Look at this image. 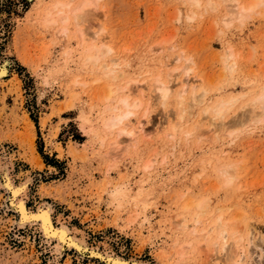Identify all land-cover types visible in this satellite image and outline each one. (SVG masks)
<instances>
[{
    "label": "rangeland",
    "instance_id": "374dc122",
    "mask_svg": "<svg viewBox=\"0 0 264 264\" xmlns=\"http://www.w3.org/2000/svg\"><path fill=\"white\" fill-rule=\"evenodd\" d=\"M52 1L0 0V61L8 70L0 78V161L14 181L30 177L24 193L28 209L45 201L54 224L64 222L88 246L60 254L55 242L43 241L37 225L18 227L9 193L0 185V264H111L90 254L94 247L142 264H231L240 252L235 245L245 249L240 264H264V120L255 116L264 112L255 100L264 88V3L241 23L223 21L239 10L229 0H212L215 8L201 0L195 14L188 0H97L84 19L71 22V34L61 36L56 25L44 26L42 17L34 16V8L41 11ZM90 43L112 46L106 60L118 59L116 83L106 77L96 81L106 70L81 66ZM229 53L233 71L224 66ZM185 71L202 102L191 108L186 93L185 119L179 120L174 95L186 81ZM158 75L176 79L169 82L172 92L164 104L150 106ZM111 84L121 89L110 104L103 97ZM122 97L142 103L128 121L140 118L147 134L131 143L121 135L115 147L111 142L120 138L113 133L100 139L80 128L83 111L96 120L101 106L111 108ZM230 97H238L233 107L213 118L210 107ZM170 122L181 129L175 138L165 134ZM52 160L57 164L48 163ZM232 163L239 169L226 184L228 174L225 178L220 169ZM114 187L127 197L112 201ZM204 198L201 223L194 227L190 220L197 210L182 208ZM221 213L225 238L216 236L215 226L207 239L194 234L215 225ZM223 244L234 249L230 263Z\"/></svg>",
    "mask_w": 264,
    "mask_h": 264
},
{
    "label": "bare ground",
    "instance_id": "6f19581e",
    "mask_svg": "<svg viewBox=\"0 0 264 264\" xmlns=\"http://www.w3.org/2000/svg\"><path fill=\"white\" fill-rule=\"evenodd\" d=\"M188 1H190V4H189L190 6L195 7L193 9V14H195V9L197 7H200L201 6V0H188ZM96 2H97V0H53L48 5L44 6L41 11H37L38 6H37V8H34L35 9V15L34 16H37L38 15V16H40L39 18L42 17L40 19V21H41V23L44 26L56 25L57 26V29H56V34L57 35L67 36L68 34H71V33H69L71 22L73 20L77 21L76 19H78V20L80 18L82 19L83 16L88 11H91L92 10V8L90 10V8H88V7L89 6L94 7L93 4L94 5L97 4ZM227 3L228 4L230 3L231 7L235 8V9H237V7H239L238 8L239 10L238 11L236 10V12H234L232 10H231L232 12L229 11L234 17H230V16H229L230 18L229 17L228 18L223 17L224 18L223 21L228 22L229 19L232 20V18H236V19H238L239 22L242 23V21L245 18L249 17L250 14L253 11H255L256 9H258V7H260L264 3V0H248L245 4L244 3H240V0H229ZM207 4L210 7H212V6L214 7L216 5V4L213 5L214 2H212V0H208L207 1ZM87 8L89 10H87ZM89 17L90 16H88V18ZM91 19H92V17H91ZM101 30H103V29L101 28V29L96 30L95 32H93L92 35L97 36L98 34L101 33ZM76 31H75V33H76ZM82 31H81V29L79 30V35L81 36V38H80V36H78L81 39L80 40L81 41L80 42L81 45H83L82 43L84 42V36H83ZM86 31H87V28H86ZM68 52H70V51L68 50ZM111 52H112V46H110V45H107V44H98V45H96L94 43H90L89 46L86 47L85 50H84V52L82 53V59H83L82 61L83 62H82V65L81 66H83L84 68L86 66H88V67L90 66L91 69L92 68H96L95 70H97V69L98 70H100V69L101 70L102 69L103 70H106V72L103 73L102 76H99L100 78H97L96 81H99L100 79H102V77H106L109 80L108 83H110V82H115L116 83V79L120 76L119 72H117V69H116V67L119 66V64L117 63V60L118 59L116 57L115 58H112V59H110L111 62L109 60H106V57ZM231 55H232V53H229L224 58L225 59L224 62L226 64V65L224 64V66L227 67V69L224 67L225 70L233 71V68H234V65H235V61L234 60H230L231 57H232ZM78 57H80V56H78ZM107 61H109V63H111V64L107 63ZM78 63H81V61L80 62L78 61ZM183 66L181 65L182 68H183ZM179 70H181V69H179ZM183 70L184 69H182V71ZM185 72H186L185 73L186 74L185 75L186 76V79H185L184 76L183 77H184V80H186V81H183L182 82V85L179 86L180 88L176 90V94L174 95V98H175L176 103H177V109L176 110H177V113H179V118H180L179 120H181V119L184 120L185 119L184 118V113H186L185 103H187V102L189 103V101L186 102V96H185L186 93H188V92L190 93L188 95V97L190 96L191 99H192V101L190 100L192 102L191 105L189 104V106L191 108H195L196 107L195 105H197L198 102H200V103L202 102L200 100V98H198V96L194 94L195 93V85L192 83V81H190V79L187 78V75L189 74L188 71H185ZM7 73H8V70H7L6 63L5 62L4 63H1V61H0V78L2 76H5ZM168 75L170 76V74H168ZM182 75H184L183 72H182ZM96 77H98V76H96ZM163 78L160 75H158L156 78H154L153 84H151L153 86V89L151 90V93L154 90V92L156 94H155L154 97L149 96V98L147 100V105H150L152 102L155 103V101H157V102L160 101L159 103L164 104V102L167 100L168 96L172 92V88H171V85L169 84V82H172V80L174 81V79H176V78H174L173 76H171V79H169L168 81H167V79L165 80V77H163ZM189 81L192 84H190ZM188 82L190 84L189 86H188ZM129 85H130V81H128V83L124 86V88H128ZM106 86L108 87V92L103 97V99L105 100V102H107V101L109 102L110 101V104H111V100H113V95L115 93H117L118 90L121 89L120 88L121 86H117V85H113V84L106 85ZM196 90H197V88H196ZM200 93L201 94H200L199 97H201V96L204 97L205 91H201ZM72 94H75V93H72ZM75 95H77V94H75ZM94 99H95V97H94ZM237 100H238V97H230V98H228L226 100H223V101L219 100L212 107L209 106L210 109H211V112L213 114V118H222L224 116V114L233 107V105L237 102ZM255 100H257V102H260L262 105H264V88L261 89L260 94H258L255 97ZM254 102H256V101H254ZM257 102H256V104H257ZM114 105L115 106H112V107L110 105L111 108H109V105L108 104H104L103 106H101V112L98 113V118L100 119L101 122H99V119L98 118H96V120L95 119H90L89 117L86 116V112L83 111V113L81 115L80 128H83V130H86V132L88 130H90L92 133H94L99 138L100 137H104L107 134L110 135V133L111 134L113 133V135H115L116 137H118V139L120 138L119 140H114L113 142H111V145L113 143L115 147H117V146L119 147L118 142L121 140V137H120L121 135H125L127 137V140L131 143L134 140L138 139L137 137L140 136L141 134H147L148 133L147 130H145V128H144V122H142V120L140 118H137L136 117L134 120L132 119L133 120L132 122L131 121H128L129 117L131 115H133L134 110L137 107H139L140 105H142V103L138 99H134L132 102H130L128 100V97H122ZM262 105H261V108L263 107ZM104 110H108L107 113L109 112V110H112V112L111 113L109 112L110 114L107 115L106 112H104ZM260 112L261 113L255 114V116L257 117V120L256 121H263L264 120V117H263L264 116V112L262 113V110ZM177 118H178V116H177ZM235 121L233 123L240 124V121L239 120L236 121V122ZM213 123H214V121H213ZM242 123L243 122H241V124ZM170 124H172V125L170 126L169 131H167L165 134L167 136L170 135L172 138H175L176 136H179V133H180L181 129H179L178 123H172V122H170ZM193 127H196V125L193 126ZM213 127L215 128V126H213ZM211 129H212V127H211ZM211 129H210V132L212 131ZM217 129H215V130H217ZM215 130L212 131V133L215 132ZM192 132L193 131H191V133ZM194 132H196V131H194ZM200 132H201V130H200ZM200 132L198 131V133H200ZM205 132H207V131L205 130ZM185 133H186V135L187 134H191L189 131H186ZM141 136H143V135H141ZM127 140H125V141H127ZM100 142H101V144L105 143L104 140H101ZM122 142H124V141L122 140ZM112 149H113V147H112ZM115 149L116 148H114L113 150H115ZM7 166H8V164H7ZM7 166H6V163H4L3 161H0V178H1L0 179V185H1V187L6 188L7 191H8V193H9V197L7 199L8 206L10 208L14 209L17 212V215H16L17 218L15 220V224H17L18 227H25L27 225L28 226L37 225L38 228H39L38 230L41 233L40 235L42 236L43 241L46 244H50L51 242H55L54 250L57 253H60L61 254L64 248H72V247H74L75 249H78L80 251L82 249H84V248L87 250V246L88 245L85 243V239L82 236L81 237H78L75 233H73L72 230L70 232V228H69L70 226L68 227L64 222H61V221H58L57 223L54 224L53 219H52V207L48 203H44L45 202L44 201L43 203H41L34 210H31V209H28L27 208L26 202H25V198H24V193L27 190L26 188H27L28 183L30 181V177L29 176H25L24 180H22L20 182L19 181L16 182V181H14L12 179L11 174H10V171H9L10 168L8 169ZM148 167L149 166L147 165L146 166V169H148ZM222 169H223V167L220 169L221 170L220 172L221 173H224V175H225L224 177L225 178H226V175L228 174L225 183L226 184H230L233 181L234 174L237 171V169H239V166L237 164H235V163H232L231 165H227V167L224 166V169L225 170L224 169L222 170ZM223 180H225V179L223 178ZM116 187H114L115 189L113 190L112 194L110 193L111 194L112 201L113 200L116 201L120 197H122V198L125 197L126 198L127 197L126 194L123 193V192H121L120 190H118ZM207 199L204 198V199H202V200H200L198 202L188 203V204H186V205L183 206L182 209L184 210V212H188L192 208H193L192 210H194V208H195V210H197V211H195V212H197L196 215L194 217L192 215V217H191L192 219L190 220V221L193 222V224L190 223L192 226L195 227L194 223L196 225H198L199 221L201 223L200 214L204 213V210H205V207H206L204 205L206 204L205 203L206 201L208 202ZM118 204H120V203H118ZM223 218H224L223 213H221L220 215H218V217H216L217 220H216V224L215 225L213 223H210V224L206 225L207 226L206 228H205V225H204V228L205 229L204 228L203 229L201 228L202 230L199 229L200 231H195L194 230L193 231L194 234L196 236L197 235H203L207 239L208 238L207 236L210 235V232H212L214 230L213 229L214 228L213 226H215V229L218 230V232L215 231L217 233V234L215 233L216 236L218 235V238L219 239H220V237L221 238L222 237L225 238L227 236V234H226V230H227L226 225H227V222L224 221ZM129 221H131V219ZM183 221H185V220H183ZM180 223H182V222H180ZM190 224H188V225H190ZM184 225H186V224H184ZM189 227H191V226H189ZM182 229H185V227L182 228ZM189 229L190 228H188V230ZM189 232L192 233L191 230ZM236 232H235V234H236ZM238 233H239V231H238ZM233 235H234V233L232 234V236ZM237 235L238 234H236V236ZM248 235L250 237V234L247 233V235H246L247 244L249 243V241H248V239H249ZM228 236H231V233H230V235L228 234ZM215 238H217V237H215ZM229 238L232 239V240H234L231 237H229ZM241 239H242V236L240 235V236H238V237L235 238L234 242L235 241H238L239 242ZM217 240H215L214 242H218L219 241V240L218 241ZM232 240H231V242H232ZM249 240H251V239H249ZM221 241H223V239ZM223 243H224V241H223ZM228 244H225V246L226 245L229 246ZM215 246H216V243H215ZM225 246L223 244L222 249H224ZM232 247H233V242H232ZM232 247L230 245V247H229L230 248V251H228L226 249L227 247H225V249L229 252V254H227L228 252L226 250H225L226 252L224 251L225 254H226L225 258H226L227 261L229 260V263L231 262L230 260L233 259L234 254H235V252L233 251L234 249ZM182 248H183V246H182ZM234 248H235V251L238 249V250H240V252H239V255L237 256V260H235V261L232 260L233 263H231V264H240L241 261H243L244 258H245V249H244V246L243 247H239L238 245L237 246L235 245ZM178 249H180V247ZM89 252H90V254H92L94 256L97 255L100 258H103V257H104V259L106 258V260L109 263H111V264H142V262L137 261V260H134V259L133 260L131 259V261H129V260L125 259V258H122V257L118 256V255H115L113 253H110L111 251H106L105 249L103 250V252H100L97 247L91 248V250ZM177 252H178V250H177ZM179 252H181V251L179 250ZM221 252H223V251H221ZM246 258H249V257H246ZM227 264H228V262H227Z\"/></svg>",
    "mask_w": 264,
    "mask_h": 264
},
{
    "label": "trees",
    "instance_id": "16d2710c",
    "mask_svg": "<svg viewBox=\"0 0 264 264\" xmlns=\"http://www.w3.org/2000/svg\"><path fill=\"white\" fill-rule=\"evenodd\" d=\"M31 118L36 122V119L32 116V114H31ZM38 151L40 152V153H42V150H41V147L39 146L38 147ZM53 162H48L49 164H53V165H56L57 164V162L56 161H54V160H52Z\"/></svg>",
    "mask_w": 264,
    "mask_h": 264
},
{
    "label": "crops",
    "instance_id": "0c3cea01",
    "mask_svg": "<svg viewBox=\"0 0 264 264\" xmlns=\"http://www.w3.org/2000/svg\"><path fill=\"white\" fill-rule=\"evenodd\" d=\"M0 126H1V124H0Z\"/></svg>",
    "mask_w": 264,
    "mask_h": 264
}]
</instances>
